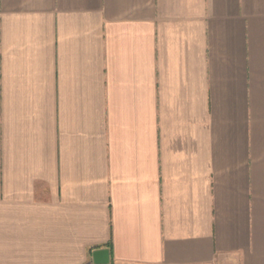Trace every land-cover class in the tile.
<instances>
[{
  "label": "crops",
  "instance_id": "0c3cea01",
  "mask_svg": "<svg viewBox=\"0 0 264 264\" xmlns=\"http://www.w3.org/2000/svg\"><path fill=\"white\" fill-rule=\"evenodd\" d=\"M264 264V0H0V264Z\"/></svg>",
  "mask_w": 264,
  "mask_h": 264
},
{
  "label": "water",
  "instance_id": "95a60500",
  "mask_svg": "<svg viewBox=\"0 0 264 264\" xmlns=\"http://www.w3.org/2000/svg\"><path fill=\"white\" fill-rule=\"evenodd\" d=\"M93 264H108L109 254L107 250H98L92 253Z\"/></svg>",
  "mask_w": 264,
  "mask_h": 264
}]
</instances>
